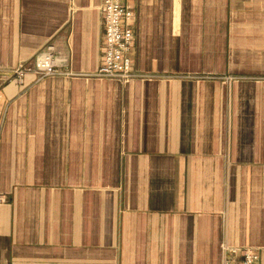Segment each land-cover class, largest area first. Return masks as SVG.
I'll use <instances>...</instances> for the list:
<instances>
[{
	"label": "crops",
	"instance_id": "1",
	"mask_svg": "<svg viewBox=\"0 0 264 264\" xmlns=\"http://www.w3.org/2000/svg\"><path fill=\"white\" fill-rule=\"evenodd\" d=\"M102 1L0 0V264H264V0H125V82Z\"/></svg>",
	"mask_w": 264,
	"mask_h": 264
},
{
	"label": "built area",
	"instance_id": "2",
	"mask_svg": "<svg viewBox=\"0 0 264 264\" xmlns=\"http://www.w3.org/2000/svg\"><path fill=\"white\" fill-rule=\"evenodd\" d=\"M101 11L104 28L103 54L95 76L121 82L138 77L130 57L134 43V33L130 25L132 11L125 4V0H103ZM69 61L67 52L48 44L36 56L31 72L39 78L70 75ZM28 71L22 64L15 68L13 72L17 85L24 84ZM257 260V254L250 248H223L222 264H256Z\"/></svg>",
	"mask_w": 264,
	"mask_h": 264
},
{
	"label": "rangeland",
	"instance_id": "3",
	"mask_svg": "<svg viewBox=\"0 0 264 264\" xmlns=\"http://www.w3.org/2000/svg\"><path fill=\"white\" fill-rule=\"evenodd\" d=\"M49 44H54V40H51V41H49ZM48 45V44H47ZM55 45V44H54ZM19 65V63L17 64V66ZM22 65H24V64H22ZM17 66H15V68L17 67ZM24 67H26L25 65H24ZM15 68H13L12 70H11V74H13L14 75V70H15ZM27 68V67H26ZM15 77V76H14ZM16 85H17V83H16Z\"/></svg>",
	"mask_w": 264,
	"mask_h": 264
}]
</instances>
